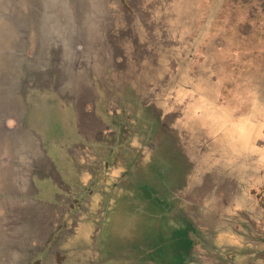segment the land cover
Returning a JSON list of instances; mask_svg holds the SVG:
<instances>
[{"label":"rangeland","instance_id":"374dc122","mask_svg":"<svg viewBox=\"0 0 264 264\" xmlns=\"http://www.w3.org/2000/svg\"><path fill=\"white\" fill-rule=\"evenodd\" d=\"M219 138L228 155L245 147L243 187L257 189L229 215L264 238V0H0V264H98L92 193L146 180L143 157L171 174ZM153 201L122 196L120 219ZM248 248L236 258L264 264V245Z\"/></svg>","mask_w":264,"mask_h":264},{"label":"crops","instance_id":"0c3cea01","mask_svg":"<svg viewBox=\"0 0 264 264\" xmlns=\"http://www.w3.org/2000/svg\"><path fill=\"white\" fill-rule=\"evenodd\" d=\"M229 141L231 144L237 142L238 136ZM214 144H219L214 147L216 150L219 148L214 153L211 150L203 156L181 153L177 156L178 161L169 162L179 165L171 174L162 171L154 173L149 168L150 159L147 157L136 159L133 167L143 170L142 176H148L146 180L130 174L122 181L123 185L129 181L127 187L111 189L108 185H101L103 187L92 193L93 207L97 211L105 205L104 219L97 225L98 236L106 238L98 248V264H245L248 259L244 254H238L236 258L235 252L264 245V238L246 236L238 230L241 227L249 232L250 226L253 228L259 222L247 223L240 219L238 223L237 217L229 215L254 205L247 204L246 207L243 202L244 194L249 195V191L255 194L257 191L251 188L253 183L248 184L250 189L243 187L245 147L237 146L238 155L231 156L227 154L232 152L231 145L229 148L225 140L219 138ZM246 148L249 149V146ZM232 159L234 170L228 167ZM238 164L240 168H237ZM103 174L106 184H114L116 173ZM139 195L150 197L156 207L154 210L145 209L139 221H132L130 213L125 212L131 206L125 205L122 218L124 230H120L122 215L117 209L119 199L122 196L137 199ZM169 209L172 218L165 219V214H170ZM92 224L94 227L97 222ZM249 248L247 253L255 251ZM221 251L234 252L224 255Z\"/></svg>","mask_w":264,"mask_h":264},{"label":"water","instance_id":"95a60500","mask_svg":"<svg viewBox=\"0 0 264 264\" xmlns=\"http://www.w3.org/2000/svg\"><path fill=\"white\" fill-rule=\"evenodd\" d=\"M46 101H44V103H43V107L44 106H46L47 104H49V106L51 105V104H53L54 103V101H52L51 99H49V98H46L45 99ZM55 106H56V104H55ZM55 106H53V107H55ZM56 115H57V113H55ZM58 116H56V117H53L52 116V121H51V125H53L54 127H56V131H59V133H57L59 136H61V133H62V129L64 128L65 129V127H66V124L64 123V121H65V119H61V118H57ZM73 125L75 126V123H73ZM74 126H72V127H70L69 128V130H71L74 134H75V128H74ZM58 129V130H57Z\"/></svg>","mask_w":264,"mask_h":264},{"label":"flooded vegetation","instance_id":"af4514ba","mask_svg":"<svg viewBox=\"0 0 264 264\" xmlns=\"http://www.w3.org/2000/svg\"><path fill=\"white\" fill-rule=\"evenodd\" d=\"M152 126H154V125H149V124H145V123H143V124L141 125V128H143L144 131H146V130H148V129H150V128H153Z\"/></svg>","mask_w":264,"mask_h":264}]
</instances>
